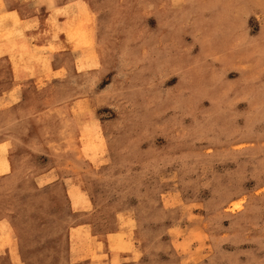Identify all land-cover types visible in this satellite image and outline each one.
Masks as SVG:
<instances>
[{
	"label": "rangeland",
	"instance_id": "374dc122",
	"mask_svg": "<svg viewBox=\"0 0 264 264\" xmlns=\"http://www.w3.org/2000/svg\"><path fill=\"white\" fill-rule=\"evenodd\" d=\"M15 1L0 264H264V0Z\"/></svg>",
	"mask_w": 264,
	"mask_h": 264
},
{
	"label": "crops",
	"instance_id": "0c3cea01",
	"mask_svg": "<svg viewBox=\"0 0 264 264\" xmlns=\"http://www.w3.org/2000/svg\"><path fill=\"white\" fill-rule=\"evenodd\" d=\"M15 0H0V12L1 13H16V16L18 17L19 20V27H21V35L25 38H31L33 36H36L35 32L37 30V28H39V26L42 25L43 22V15L41 17V15L39 14V12H37V10H34L33 12H30L29 14H23L21 13V7L19 6L20 4H18V1L15 3H17L16 5L14 4ZM23 1V0H21ZM41 3L39 6H43L45 7V10L48 12L49 10H51L52 7H58L60 5L63 4V2H65L66 0H39ZM65 4H63L62 6H64ZM70 10V9H68ZM67 10V12H68ZM43 12V11H41ZM5 24H7L8 26L13 25V21L11 19H7ZM16 38H12V41L14 42V40H18L21 39L20 37L15 36ZM2 46V45H1ZM3 48L5 47L8 50L10 48V45L8 43H3ZM7 50V53H2L1 57L7 58V60H9L8 58H10V56H15L16 54L14 52H9ZM10 64V62H9ZM11 65V64H10ZM11 71L13 72L14 70Z\"/></svg>",
	"mask_w": 264,
	"mask_h": 264
}]
</instances>
